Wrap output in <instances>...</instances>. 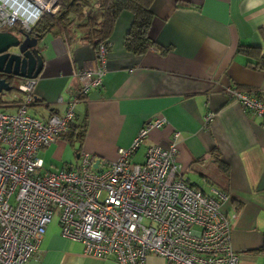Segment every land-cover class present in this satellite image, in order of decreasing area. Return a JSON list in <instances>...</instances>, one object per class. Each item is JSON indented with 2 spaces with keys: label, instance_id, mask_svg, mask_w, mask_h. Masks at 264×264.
<instances>
[{
  "label": "crops",
  "instance_id": "0c3cea01",
  "mask_svg": "<svg viewBox=\"0 0 264 264\" xmlns=\"http://www.w3.org/2000/svg\"><path fill=\"white\" fill-rule=\"evenodd\" d=\"M154 9L150 37L157 46L141 57L129 53L124 38L131 18L119 20L102 88L74 109V124L86 123V136L70 144L65 133L58 143L42 148L39 157L44 167L50 165L42 171L77 169L80 158L89 154L98 162L95 171L104 172L148 121L166 118L168 124L150 134L133 163L142 164L150 146H167L180 132L178 161L189 183L205 194L219 189L227 196L222 210L231 223L239 264H264V120L225 95L233 87L264 100V71L251 68L250 59L239 53L242 46L264 51V0H158ZM38 50L44 68L34 96L40 102L29 112L47 121L65 114L80 87L76 75L95 65L97 52L79 32L51 33L39 40ZM210 112L215 117L207 124ZM213 153L227 164L226 179H219ZM191 173L200 181H193ZM28 264L118 262L84 255L82 244L63 238L54 220L38 256ZM146 264L169 263L150 254Z\"/></svg>",
  "mask_w": 264,
  "mask_h": 264
},
{
  "label": "built area",
  "instance_id": "2783aa9c",
  "mask_svg": "<svg viewBox=\"0 0 264 264\" xmlns=\"http://www.w3.org/2000/svg\"><path fill=\"white\" fill-rule=\"evenodd\" d=\"M58 9V0H0V33L32 32ZM108 64L103 42L95 65L76 75L80 87L63 116L43 121L31 115L37 79H19L24 101L14 113L0 111V264H28L38 256L56 217L62 237L97 259L146 264L155 254L169 264H239L222 210L227 196L216 189L205 194L189 183L178 161L180 132L167 146H150L142 164L133 163L150 134L168 124L166 118L148 121L104 172L95 171L96 158L89 154L77 169L42 171L41 149L63 139L75 106L102 88ZM225 95L264 120V100L233 87ZM214 117L210 112L207 124Z\"/></svg>",
  "mask_w": 264,
  "mask_h": 264
},
{
  "label": "trees",
  "instance_id": "16d2710c",
  "mask_svg": "<svg viewBox=\"0 0 264 264\" xmlns=\"http://www.w3.org/2000/svg\"><path fill=\"white\" fill-rule=\"evenodd\" d=\"M158 0H58L59 9L55 15H45L33 28L32 35L39 40L51 33L71 35L79 32L82 40L98 50L105 42L111 52V39L116 31L119 20L128 15L131 18L129 31L124 38L126 50L135 56H144L157 46L150 37V31L156 19L155 4ZM167 53V50H163ZM239 53L250 59L248 65L257 71H264V51L259 48L241 47ZM252 59L257 60L253 62ZM13 84V83H11ZM15 90V89H14ZM19 92V90L16 88ZM30 106L40 102L35 96ZM0 97V111L7 112L16 108L24 100L16 97L8 102H2ZM87 126L76 125L72 122L65 135L66 141H82L86 136ZM213 162L217 164L219 179H226L228 166L218 153H213ZM216 179V177H215ZM218 179V180H219ZM195 188V187H194ZM219 190V189H218Z\"/></svg>",
  "mask_w": 264,
  "mask_h": 264
},
{
  "label": "water",
  "instance_id": "95a60500",
  "mask_svg": "<svg viewBox=\"0 0 264 264\" xmlns=\"http://www.w3.org/2000/svg\"><path fill=\"white\" fill-rule=\"evenodd\" d=\"M20 33L24 40L12 32L0 33V74L17 80L38 79L44 68V60L38 50L39 39L31 32ZM12 91L13 86L0 78V93Z\"/></svg>",
  "mask_w": 264,
  "mask_h": 264
},
{
  "label": "rangeland",
  "instance_id": "374dc122",
  "mask_svg": "<svg viewBox=\"0 0 264 264\" xmlns=\"http://www.w3.org/2000/svg\"><path fill=\"white\" fill-rule=\"evenodd\" d=\"M12 32L15 34V35H17V36H19V37H21L23 40H24V37L21 35V33H20V29L19 28H14V29H12ZM13 88L15 89L14 91H12V92H3L2 93V102H4V103H6V102H8L10 99H12V98H14L15 96H17V95H21L20 94V92H18L17 90H16V88H17V86H18V80H15V81H13ZM43 154V153H42ZM45 160L47 161V159L45 158ZM49 167H50V165H48V163L46 162V165H45V167H44V170H48L49 169ZM52 170H54L53 169V167H52ZM190 177H191V179L193 180V181H200L199 180V177L197 176V175H195V174H193V173H191L190 174ZM55 220H57L58 222H59V219L56 217L55 218Z\"/></svg>",
  "mask_w": 264,
  "mask_h": 264
},
{
  "label": "flooded vegetation",
  "instance_id": "af4514ba",
  "mask_svg": "<svg viewBox=\"0 0 264 264\" xmlns=\"http://www.w3.org/2000/svg\"><path fill=\"white\" fill-rule=\"evenodd\" d=\"M0 78L6 80L10 84L13 83V81L17 80V79H13L7 75H2V74H0ZM11 85H13V84H11Z\"/></svg>",
  "mask_w": 264,
  "mask_h": 264
}]
</instances>
